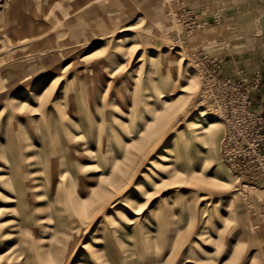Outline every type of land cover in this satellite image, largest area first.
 Segmentation results:
<instances>
[{
    "label": "rangeland",
    "instance_id": "obj_1",
    "mask_svg": "<svg viewBox=\"0 0 264 264\" xmlns=\"http://www.w3.org/2000/svg\"><path fill=\"white\" fill-rule=\"evenodd\" d=\"M210 5L0 0V264H264L262 83L211 56Z\"/></svg>",
    "mask_w": 264,
    "mask_h": 264
},
{
    "label": "crops",
    "instance_id": "obj_2",
    "mask_svg": "<svg viewBox=\"0 0 264 264\" xmlns=\"http://www.w3.org/2000/svg\"><path fill=\"white\" fill-rule=\"evenodd\" d=\"M194 5L199 17L212 19L217 17V10L211 7L210 0H190ZM206 1V2H204ZM223 29L218 34V26L210 27V52L211 56L219 59H228L225 72L235 73L238 69L243 70L244 76L252 77L255 71L261 70L263 82L260 88L255 91V109L264 113V39L262 16L264 14V0H224ZM225 4V3H224ZM207 7V8H205ZM203 15V16H202ZM229 25V26H228ZM209 34V32H208ZM236 61L237 64L231 63ZM238 68V69H237Z\"/></svg>",
    "mask_w": 264,
    "mask_h": 264
},
{
    "label": "built area",
    "instance_id": "obj_3",
    "mask_svg": "<svg viewBox=\"0 0 264 264\" xmlns=\"http://www.w3.org/2000/svg\"><path fill=\"white\" fill-rule=\"evenodd\" d=\"M263 80V76L260 70H258L255 74H254V82L255 85L254 87H257L258 84H261ZM242 84H245L244 82ZM252 105H251V100L250 101H246L243 104V117L242 122L243 124H245V129L243 130V133H240V135H247L248 132L253 129L256 130L258 133V135H256L254 137V146H252V149L254 150L256 157H259L261 155L260 150V145H264V114L260 113V112H255L252 109ZM237 157H235V160H232V164L233 166L237 165L240 166L242 165L241 162L239 161H244V159H239L238 161H236Z\"/></svg>",
    "mask_w": 264,
    "mask_h": 264
},
{
    "label": "bare ground",
    "instance_id": "obj_4",
    "mask_svg": "<svg viewBox=\"0 0 264 264\" xmlns=\"http://www.w3.org/2000/svg\"><path fill=\"white\" fill-rule=\"evenodd\" d=\"M209 113L210 111L208 109H201L199 110L198 115H195L194 119L189 123L190 127L195 131V130H200L204 128L202 119H207L209 117ZM220 121H218L217 119H210L208 120L207 124H208V128L211 127H215L220 125ZM172 151V146H165L164 150L159 153L157 155V157L162 158L165 155H167V153ZM156 161V158L154 159ZM154 162V161H153ZM144 175H146V172L143 173ZM117 204H121V202L116 203Z\"/></svg>",
    "mask_w": 264,
    "mask_h": 264
},
{
    "label": "water",
    "instance_id": "obj_5",
    "mask_svg": "<svg viewBox=\"0 0 264 264\" xmlns=\"http://www.w3.org/2000/svg\"><path fill=\"white\" fill-rule=\"evenodd\" d=\"M262 27H263V39H264V14L262 16Z\"/></svg>",
    "mask_w": 264,
    "mask_h": 264
}]
</instances>
